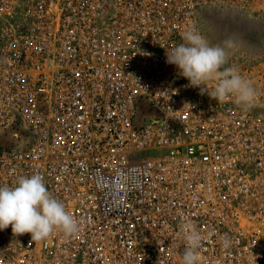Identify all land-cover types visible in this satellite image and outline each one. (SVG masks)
Segmentation results:
<instances>
[{
	"label": "built area",
	"instance_id": "obj_1",
	"mask_svg": "<svg viewBox=\"0 0 264 264\" xmlns=\"http://www.w3.org/2000/svg\"><path fill=\"white\" fill-rule=\"evenodd\" d=\"M205 4L0 0V186L39 173L79 223L9 225L0 264H181L185 221L199 264H264V113L166 62Z\"/></svg>",
	"mask_w": 264,
	"mask_h": 264
},
{
	"label": "clouds",
	"instance_id": "obj_2",
	"mask_svg": "<svg viewBox=\"0 0 264 264\" xmlns=\"http://www.w3.org/2000/svg\"><path fill=\"white\" fill-rule=\"evenodd\" d=\"M182 39L184 43L166 53V62L175 65L189 85L199 86L201 94L207 93L217 102L231 95L245 109L253 105L256 90L251 82L237 67H223L230 54L228 50L236 46L233 38L224 40L222 45H211L191 26L182 33ZM208 81L218 83L209 89ZM9 225L16 235L29 233L33 242L46 241L55 230L65 236L79 231L78 221L66 211L64 204L50 195L39 173L20 177L13 187L0 186V230ZM181 238L184 244L181 264H199V249L205 237L191 221H185L181 225ZM231 243L225 234L221 246L228 249Z\"/></svg>",
	"mask_w": 264,
	"mask_h": 264
},
{
	"label": "rangeland",
	"instance_id": "obj_3",
	"mask_svg": "<svg viewBox=\"0 0 264 264\" xmlns=\"http://www.w3.org/2000/svg\"><path fill=\"white\" fill-rule=\"evenodd\" d=\"M202 10L201 34L211 45L234 39L236 46L228 50L223 67H237L251 82L256 90L251 108L264 113V0H206ZM248 205H264V195Z\"/></svg>",
	"mask_w": 264,
	"mask_h": 264
},
{
	"label": "crops",
	"instance_id": "obj_4",
	"mask_svg": "<svg viewBox=\"0 0 264 264\" xmlns=\"http://www.w3.org/2000/svg\"><path fill=\"white\" fill-rule=\"evenodd\" d=\"M248 18V17H247ZM251 25V24H250Z\"/></svg>",
	"mask_w": 264,
	"mask_h": 264
},
{
	"label": "trees",
	"instance_id": "obj_5",
	"mask_svg": "<svg viewBox=\"0 0 264 264\" xmlns=\"http://www.w3.org/2000/svg\"><path fill=\"white\" fill-rule=\"evenodd\" d=\"M203 11V10H202Z\"/></svg>",
	"mask_w": 264,
	"mask_h": 264
}]
</instances>
